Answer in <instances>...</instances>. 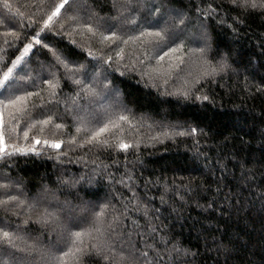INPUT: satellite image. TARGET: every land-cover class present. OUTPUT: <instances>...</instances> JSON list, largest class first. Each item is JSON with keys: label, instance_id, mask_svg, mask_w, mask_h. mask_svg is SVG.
<instances>
[{"label": "trees", "instance_id": "16d2710c", "mask_svg": "<svg viewBox=\"0 0 264 264\" xmlns=\"http://www.w3.org/2000/svg\"><path fill=\"white\" fill-rule=\"evenodd\" d=\"M7 3L10 9L0 0V74L31 43L13 75L27 77L23 90L35 95L27 98L26 112L14 113L20 121L15 133L5 112V143L35 152L0 158V185H10L0 188V199L7 192L32 202L46 188L58 200L33 212L0 210V229L23 237L20 247L51 249L57 228L38 222L40 211L47 208L66 222L71 209L63 203L87 201L94 211L103 210L105 227L111 222L108 231L117 234L113 261L123 253L125 264H264V15L241 14L226 0H133L130 6L127 0H68L51 29L40 31L60 0ZM209 4L217 12L205 17ZM177 13L193 31L207 32V58L215 65L226 57V71L205 78L201 57L189 50L193 45L171 53V39L147 34L171 31ZM161 16L172 18L163 22ZM110 30L121 39L102 41ZM57 56L69 67L83 66L81 71L67 72ZM77 79L82 83L72 82ZM44 80L58 83L55 95ZM86 85L96 94L86 95ZM205 95L208 100L196 98ZM49 116L50 124H37L23 139L26 122ZM109 119L119 125L101 137L109 146H79L89 129ZM117 136L131 147H115ZM44 140L63 143L56 149ZM84 241L93 242L87 236ZM22 255L0 242V264H46L38 253L21 262ZM64 264L109 262L81 253L79 260L65 257Z\"/></svg>", "mask_w": 264, "mask_h": 264}, {"label": "snow or ice", "instance_id": "6c2138e0", "mask_svg": "<svg viewBox=\"0 0 264 264\" xmlns=\"http://www.w3.org/2000/svg\"><path fill=\"white\" fill-rule=\"evenodd\" d=\"M133 0H127V5H131ZM226 2L231 6V8L239 10L241 14L248 13H258L264 15V0H226ZM68 3V0H60V3L56 4L49 13L46 14L41 23L42 27L40 31L44 29H51L53 26L54 20L58 18L61 14V9L65 7ZM115 6V5H114ZM5 7L10 9V5L5 0ZM155 13L160 12V8H155ZM198 11H200L198 9ZM151 12V10H150ZM217 12L216 9L212 8V5L209 4L208 8L203 11V15L208 17L209 15H215ZM19 15H23L20 13ZM71 19L75 20V17ZM235 23H243L238 17H233ZM4 21H0V24ZM128 23H135L134 19L128 20ZM223 23V20L221 21ZM84 28L92 35L96 34V29L93 28L91 24H84ZM231 27V25H229ZM235 31V29H233ZM158 37L160 39L169 38L175 44L174 47L169 48V52L176 53L181 51L186 45L191 44L194 47H191L189 50L195 54H198L202 59V73L201 75L205 78H211L215 75L226 71L228 68V63L226 57H221L220 60L216 61L213 65L212 61L207 58L209 51L211 50V44L207 32L202 28H197L195 31L189 28V24L180 13H177L176 18L172 19L171 31L168 29H161L155 32L147 33ZM39 35V33H37ZM141 35H145L144 32H141ZM102 41H112L115 42L117 39H121L115 30H110L109 35L101 34ZM37 44L40 43V40L35 36L32 38ZM131 39V37L129 38ZM127 40H122V43L127 44ZM47 47V45H45ZM32 48L31 43L24 44L21 54L12 61L11 66L7 67L6 71L0 74V95L4 96V99L0 100V158L6 155H13L16 153L19 154H28L29 152H35L34 147H20L13 143L11 146L5 143V122L4 114L7 111L11 121H13L10 131L15 133L19 126L20 121L14 115V113H21L27 111L25 103L28 97L35 95L32 92L24 91L25 84L27 82V77L17 78L13 75V70L17 67L18 64L23 60L24 56L28 54L29 50ZM123 49L117 52V56H121ZM91 55V53H89ZM167 55V53H165ZM57 63L66 69L69 73H78L81 71L83 66L76 68L69 67L68 63L57 56ZM112 58L108 57L110 61ZM162 60L163 57H160ZM177 59H181L177 57ZM23 81L24 83H21ZM74 84H81L80 80H73ZM44 83L53 90L52 95H55V89L58 87V83H54L53 80H44ZM196 83H199V79L196 80ZM86 95H95V90L90 88V86H85L84 88ZM22 92V94H17ZM183 95L187 97L189 95L188 91H184ZM197 99L208 100L209 97L205 96H196ZM51 116L42 120H35L32 123H25L23 129V139L27 141L29 139V132L37 125H48L51 123ZM121 121L127 120L126 116H120L118 118ZM84 121H81V126H83ZM57 129L63 127V125H55ZM119 125L113 120L109 119L103 124V126L89 129V135L84 138L83 143L79 146L83 147L85 144H99L101 146H109L108 139H101L104 133L110 131V128H118ZM82 127H77V133L81 132ZM43 131V128H41ZM193 132L195 129L192 130ZM34 144H40L41 140L32 137ZM117 143L115 147L121 150H127L131 145L125 143L118 136L116 137ZM44 144L50 145L52 148L59 149L63 141H49L44 140ZM71 143H76L75 137H73ZM11 148V151H7L8 148ZM9 184H2L0 188L5 190L9 189ZM22 195V194H21ZM49 200H58L55 192H50L48 189H44L43 193L38 197L32 200V202H27L25 199H21L20 195H11L6 192V198L0 199V210L5 212H13L16 209H25L26 212L38 211L41 209L43 203ZM70 208L66 216V222L62 221L60 216L56 212H50L47 208H43L40 211V216L38 217V222L44 223L46 225L54 224L57 228V239L52 242V248H38L35 244L27 245L25 247H20L17 241H23L21 237L16 232H9L4 229H0V242L7 244L11 248L15 249L17 252L22 253L20 261L27 259L33 253H38L46 264H64V258L68 256H73L75 259L79 260V254L85 253L88 256H95L103 261L109 262V264H125L126 257L123 253L119 254V259L113 261V258L109 253H115L116 249L113 242V237L117 234L108 230L112 228L111 222L108 223L107 228L105 227L104 216L105 213L103 210L96 212L90 206L89 202L82 201L79 205H71L70 202L65 201L62 205V208ZM79 215H73V212L77 211ZM18 214V213H17ZM147 214V213H145ZM115 219V218H114ZM29 221L25 220L24 223L27 224ZM87 236L89 240L93 241L90 245L85 244L84 237ZM164 243H167L166 240L161 238ZM59 252V255L56 254V251ZM66 249V250H65ZM175 252L181 253L183 255H188L187 250H181L179 248L173 249ZM141 255L147 257V253H142Z\"/></svg>", "mask_w": 264, "mask_h": 264}, {"label": "rangeland", "instance_id": "374dc122", "mask_svg": "<svg viewBox=\"0 0 264 264\" xmlns=\"http://www.w3.org/2000/svg\"><path fill=\"white\" fill-rule=\"evenodd\" d=\"M160 18H161V20H163V22L164 21L169 22L171 20L172 16H170V17L169 16L168 17L167 16H161Z\"/></svg>", "mask_w": 264, "mask_h": 264}]
</instances>
